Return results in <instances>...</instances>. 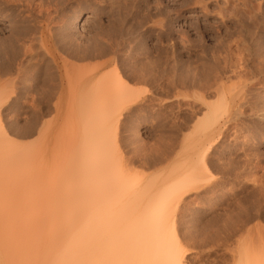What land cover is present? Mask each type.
I'll use <instances>...</instances> for the list:
<instances>
[{
	"label": "rangeland",
	"instance_id": "1",
	"mask_svg": "<svg viewBox=\"0 0 264 264\" xmlns=\"http://www.w3.org/2000/svg\"><path fill=\"white\" fill-rule=\"evenodd\" d=\"M25 1L21 3V0H0V41L9 42L13 49H19L15 39L24 37L20 42H24V45L27 46L28 42L25 39L31 35L39 37L41 30L45 29L44 34L51 33L58 45L50 47L51 53L48 55L42 48L36 49L35 47L38 43L39 46L40 42L36 43L32 49L34 53L30 52L32 55H21L25 61L24 64H26L24 65L25 73L24 71L18 73L15 70L10 72L13 75H3L5 77H1L0 80V88L6 89L12 97V99L10 97L11 100L9 99V104L1 109V123L4 131L2 130L3 135L0 136L2 137L0 139V264H39L41 262V253L47 249L37 244H40L39 238L41 239L42 234L51 230L47 228L39 230L40 227L33 228L35 230L30 228L35 231V234L34 232L30 233V230L27 233L28 230H24L26 227H23L24 229L21 227L24 221L30 220L35 224L38 221L42 222V219L58 210L62 203L63 196L57 195L52 188L55 183H59L61 173L65 170L63 167H66L68 162L70 167L77 161V146L81 139L79 136L80 133H82L81 135L85 133L82 131H84L83 125L88 114L86 107L91 102L88 101V98L92 94H89L96 91L102 99L105 96L102 89L97 88L98 84L96 83H99V75L108 74L107 72L110 74L111 71L114 73L113 70H116L121 78H125V81L130 83L136 95V98L133 99V94L130 93L131 104L128 105L130 100H127L124 104L119 103L118 109L114 107L116 115L114 114L115 117L109 121L111 124L116 117L119 118L118 129L112 134L115 133L113 135L117 136L118 145L121 144L119 148L122 157L126 158L123 159L124 163L130 165H125L126 169L131 173L134 172L136 178H141L142 182L164 179L173 170L175 172L181 170L180 166L195 156L186 139L190 135L192 137L193 132L196 131V124L198 125V121L202 120V115L207 109L205 102H212L214 97L216 100L213 90H202V65L205 62L208 66L216 55L223 58L227 54L226 45L235 43L237 17L231 4L241 2V4H247L248 7L251 4L255 8H259L258 10L260 13L263 12L261 15L264 17V0H230L229 3L227 0H106L109 2L108 4L105 3V0H103L104 2L102 0H63L66 4L61 0L62 3H50L53 7L48 3L43 4L41 0ZM59 4H61V8ZM43 6L45 9L51 8V10L46 9V13H43L42 10H45ZM40 7H42L41 10ZM242 7L244 6L239 5L236 9L241 10ZM37 10L41 11H39L40 19L37 16ZM57 10L59 12L55 13ZM48 11L50 14L52 13V16L46 20L50 15ZM32 13L36 16L34 20ZM30 14L29 20L28 15ZM117 20L118 22H116ZM54 22L56 23L54 24ZM139 23L140 25H138ZM29 25H35L31 29L36 30L30 33L29 37L25 33H19L27 27L29 28ZM124 28L128 31L126 32ZM47 29H49L48 32ZM51 29L56 32H50ZM59 29L62 37L58 32ZM37 31L39 32L37 33ZM117 32H120V35ZM8 37L11 41H6ZM64 38H66V42ZM67 39L72 40L74 46ZM35 41H39V38ZM81 42L86 43L85 45L91 49L88 47L89 50L85 45V47H81ZM60 43L67 46H60ZM14 44L18 47H14ZM68 46L69 49L66 48ZM98 47L99 50H96ZM106 47L108 48L106 49ZM9 49L11 51V47ZM68 51L70 54L71 51L74 53L70 55ZM87 51H92L90 57H94L93 59L89 56L90 59L84 58ZM99 51L100 53H98ZM96 54L100 56L97 57ZM32 56H36L33 59L34 62ZM221 58L219 57V59ZM27 60L31 62L29 63ZM141 63H145V66ZM167 66L169 68L171 66V68L168 69ZM48 67L49 75L46 74ZM87 67L88 70H92V67L97 69L89 73L90 70L87 71ZM77 68L78 71L84 72L81 74L82 77L77 74ZM144 68L150 69L151 73ZM164 69L168 72L165 73ZM15 73L18 74L17 77ZM197 73H201L198 75L201 76V79L196 77ZM148 74H151L152 77ZM185 74H189L188 78ZM97 78L98 81H96ZM8 80L12 83L10 84ZM5 81L8 82V85ZM194 81L197 83L199 81L200 87ZM230 83L228 82V84ZM12 85L13 87H11ZM103 85L101 84V86ZM29 87L35 89L33 88L31 91L28 89ZM46 94H49V98ZM127 99H129L128 95ZM39 101L44 104L41 105ZM81 105H84L83 108ZM85 105L87 106L85 107ZM120 105H122V109H120ZM93 117L95 118V116ZM249 118L251 117L243 119V129L238 134L235 135L232 130H229L228 135L224 132L214 142L217 143L216 148H219L214 150L215 154L212 153L213 157L209 158V170L205 172V178L200 182V188L182 196L179 203H175L178 205H173L169 209L173 212L172 214L169 211L171 213L169 216L176 223V234L184 255V264H236L239 252L264 253V120ZM106 125L101 126L99 130L98 127L96 129L103 133L106 130ZM232 125L234 124L232 123L230 127ZM195 135L193 134V141L198 136H202V134H198L194 137ZM108 136L112 140L114 139L111 134H107V138ZM111 139L103 140L108 143V140ZM187 148L191 149L190 152L186 151ZM112 149L113 147H111ZM15 156H20L19 159L22 158L23 161L19 159L17 162L14 161L17 160ZM229 156H233L230 158L231 160ZM148 157L150 158L148 159ZM128 158L132 162L128 163ZM27 159H30L31 162ZM246 162H249V166ZM43 168L47 170L45 171ZM25 172L27 174L30 172V176ZM34 172L39 173L37 175ZM173 173L169 180L173 178ZM39 174H41L40 177ZM34 176L37 179H34ZM26 177L31 181L27 182ZM30 182H35V185L32 186V183L29 186ZM42 185H47L45 186L47 189L41 188ZM36 194L39 198H35ZM82 204L83 202H71L72 211H77ZM17 223L18 225H16ZM19 225L20 227H16ZM59 226V223L53 225L55 228ZM40 233L41 235H39ZM30 243H36L33 244L36 249Z\"/></svg>",
	"mask_w": 264,
	"mask_h": 264
},
{
	"label": "bare ground",
	"instance_id": "2",
	"mask_svg": "<svg viewBox=\"0 0 264 264\" xmlns=\"http://www.w3.org/2000/svg\"><path fill=\"white\" fill-rule=\"evenodd\" d=\"M24 1L25 0H23V1L21 0V3ZM41 1L43 4H45V3L58 4L59 2L62 3L61 0H41ZM41 1H39V2H41ZM33 2H35V1H33ZM106 2L107 1L105 0V3ZM227 2L229 3L230 0H227ZM15 3H17V2H15ZM64 3L66 4V2H64ZM108 3L109 2H107V4ZM43 4H41V5H43ZM55 4H53V5H55ZM231 5H232V8L234 10L235 16L237 17L236 31H235L236 39H234L235 43L226 45L225 48H226L227 54L223 58H221L222 56H219L221 58V59H219V57H217V55H216V57L214 59L212 58L213 59L212 63H210L208 66L206 65L205 62L204 63L202 62L204 64V65H202V72H201L202 73V75H201L202 76V90H213L216 94V100L214 97V100L211 99V100H213L212 102L211 101H208V103L205 102L207 109L202 115V120L198 121L199 124L198 125L196 124V126H195L196 131H194L193 134L194 135L196 134V135L194 137H196L198 134H202V136H198L193 141L192 140L193 134H192V137H190L191 136L190 135L186 139V141H188L189 144L191 145L190 148L192 149V153L195 156H192L188 161H185L186 163L184 162L185 164H182L183 166L179 165L181 167L180 168L181 170H179L178 172H175L173 170L174 173H173V171L171 173H173L174 176L171 180H169V177L171 178V173H169V175L167 177H164V179H161V180H159V179L158 180H156V179L150 180L149 179L150 181H148V182H142L141 178L138 177V173H137L138 178H136V175L133 174L134 173L133 171H132L133 173H131L126 169V167H125L126 164L124 163L125 161H123V159L125 160L126 158H123L124 156L122 157V152L120 151V148H119L121 146V144H119L120 146L118 145L119 140L116 138L117 136L113 135L115 133L112 134V132H116V130L118 129L117 127L119 124L118 123L119 118L116 117L115 121H113V123L111 122V124L109 121H112L111 119H113V117H115L114 116V114H115L114 113L115 112L114 107H116L118 109L119 103L124 104L127 100L129 101L130 100V96H129L130 93L133 94V99L136 98V95L134 94V89L131 88L130 83L126 82L125 78H121L120 74H118L116 70H113L114 73H112V71H111L110 74H109V72H107L108 74L102 73V75H99L100 76L99 83H96V84H98L97 85L98 87L97 86L96 87L99 89L100 88L102 89L103 93H105V96H103V97L106 100L104 98L102 99L101 95L99 93H97L96 91H93L95 93V95L92 92L89 94V95L92 94L90 96V98H88V101H91L90 102L91 105L90 104H89V106L85 105V107L87 106L86 109H88V114H87V117L85 118L86 119L85 120L86 126H85V124L83 125L84 131H82L85 133L83 135H81L82 133H80V136H79V137H81V139H79L80 141L78 142V146H77V152H78L77 161L73 165H71L70 167H69V165H70L69 162H68V164L65 165L66 167H63V169H65L66 171L64 170L61 173L59 183L56 184L54 182L55 186L52 188V190H55L57 195L63 196L62 203H60L58 210L53 211L52 214H50V215L48 214L49 216L45 217L44 218L45 220L42 219L43 220L42 222L38 221L39 223L36 222V224H35V222H32L30 220L24 221V223L22 224V227H21L22 229H24L26 227V229H24V230H28V231H26L27 233H29V230H30V233L31 232L35 233V231H32V230H35L33 228H36V227H38V228L40 227L39 230L40 229L42 230V228L43 229L47 228V229L51 230L50 232H48L46 234L43 233L41 239L39 238V240H41V242H39L40 244H37V245H39V246L41 245L40 247L47 249L45 252L41 253L42 259H41V262H39V264H184V260H183L184 255H183V252L181 250V246H180V242L178 240V236L176 234V223L170 219V216H169L170 212L169 211H171L172 214H173V212H172V210H169V209L173 205H175V206L178 205L175 203H177L182 196L188 194L189 192H192L193 190H197L200 188V182L202 180L204 181L205 172L209 170V168H208L209 158H210L211 154L213 153V151L216 150L217 148H219V147L216 148L217 143L215 144L214 142L224 132L227 133L229 130H232L233 133H235V135L238 134L240 132V130L243 129V119L245 120V118H248V117L255 118V119L258 118V120L259 119L264 120V17H262V15H261V13H263V12L260 13V11L258 10L259 8H255L251 4L249 7L245 3L241 4V2L240 3H233ZM233 5H234V7H233ZM239 5L244 6V7H242L241 10H238V9H236V7ZM25 6H26V1H25ZM34 6H35V3H34ZM36 6H37V3H36ZM44 6H43V8H44ZM55 6H57V5H55ZM59 6L61 8V4H59ZM105 6H106V4H105ZM41 8L42 7H40L39 9L41 10ZM34 9H35V7H34ZM36 9H38V8L36 7ZM46 9H48V8H46ZM46 9L42 10V11H44L43 13H46V11H47ZM135 9H136V7H135ZM48 10H51V8ZM54 10H56V9H54ZM29 11H30V9H29ZM39 11H38V15H37L38 18L41 16V13H39ZM59 11H60V9H59ZM59 11L57 10L56 12L55 11L54 12L57 13ZM49 12L50 11H48V13ZM52 12H53V10H52ZM33 13H32V15H33ZM55 13H53V14H55ZM49 14H45V15L48 16ZM51 14L48 16V18L46 20L50 19V17L52 16ZM28 16H29V20H30L31 14ZM55 17H56V14H55ZM43 18H44V16H43ZM43 18H42V20H43ZM34 19H36V16H34L33 20ZM46 22H45V24H46ZM116 22H118V20ZM122 22L123 21L121 20V23ZM55 23L56 22H54V24ZM140 23L142 24V22H140ZM140 23L138 25H140ZM50 24H52V23H50ZM30 25H32V24H30ZM35 25H36V28H38L37 24H35ZM35 25L30 26L29 28L27 27L24 31H21L19 33L20 34L25 33L29 37L30 33H33L36 31V30L33 31V29H31L32 27H35ZM118 25H120V24H118ZM117 26H116V28H119V27L122 28L121 25L119 27H117ZM38 29L40 30V28H38ZM49 29H47V32L49 31ZM51 30L52 31H50V32L55 31L53 29H51ZM124 30H126V29L124 28ZM44 31H46V30L45 29L41 30V34L39 35V37H36V36L32 37V35H31V37L27 38L25 36L27 38L25 40L28 43H30L28 45V43H26V41L24 40L25 43L27 44V46L24 45V42H22V43L20 42L21 39H24V37L22 36L23 34L21 35V37H23L21 39L17 38L18 35H17V37L14 36L17 38V39H15V38L14 39L16 40V43H17L16 45L19 46V49H17V48L13 49L12 46L9 44V42L5 43L4 40L0 41V80H1V77H5L3 75H6V74L7 75L8 74L13 75V74H10V72L15 71V70H17L15 72H18V73H23V71L25 73L24 65H26V64H24L25 61L22 59V57L24 55L27 56L28 54L30 55L31 53H34V51L32 49H33L34 45L36 46V43L40 42V45H41V47H40V45L38 46V44H39L38 43L37 44L38 48L35 47L36 49L42 48L44 50V52L48 55L51 53L50 47L52 48L54 45L57 44V42L55 41V37H53V35L51 33L50 34H44ZM59 31H60V29L58 30V32ZM127 31L128 30H126V32ZM38 32L39 31H37V33ZM61 32H64V31H61ZM59 34H60V32H59ZM55 35L57 36L58 34H55ZM60 36H61V34H60ZM66 37L68 38V36H66ZM37 38H39V41L36 42L35 40ZM8 39H6V41H11L10 37H8ZM56 39H57V37H56ZM59 39L57 40L58 42H59ZM64 39H65L64 41L66 42V38H64ZM68 41L71 45L74 44V43L72 44V40H68ZM65 42H63V43H65ZM12 43H14V42H12ZM18 43H20V44H18ZM65 44H67V43H65ZM81 44H82L81 47L87 46V45H85L86 43L84 44L81 42ZM91 44H92V42H91ZM61 45L62 44L60 43V46ZM75 45H77L76 42H75ZM13 46L18 47V46H15V44ZM64 46H67V45H64ZM95 46H98V45L95 44ZM10 47H11V51L9 49ZM88 47L89 46H87V48ZM99 47L96 50H99ZM108 47L111 48V46H108ZM108 47H106V49ZM66 48L69 49V46ZM89 48L91 49V47H89ZM101 48H103V47H101ZM116 48H115V50H116ZM73 49H71V50H73ZM65 51H66V49H65ZM65 51H63V52H65ZM75 51H76V49L74 50V52ZM100 51L98 53H100ZM35 52H37V51H35ZM74 52L71 51V54H70L68 51V53L70 55H72ZM39 53H41V52H39ZM79 53H81V52H79ZM76 54L78 55V52ZM91 54H92V51L85 52L84 58L88 57V56L90 57ZM105 54H103V55H105ZM21 55H23V56H21ZM93 55H95V54L93 53ZM96 55H97V57L100 55L102 56V52L100 55H98V54H96ZM211 56H214V55H211ZM34 57H36V56H34ZM34 57L33 56L31 57L32 61H33ZM40 57H42V56H40ZM81 57L83 58V55ZM75 58L78 59V57H75ZM90 58H92V57H90ZM85 59H87V58H85ZM202 59H203V55H202ZM28 60H30V59H28ZM82 60H84V59H82ZM50 62H51V60H50ZM57 63H58V61H57ZM37 64H39V63H37ZM109 64H111V63H109ZM112 64H113V62H112ZM27 65H28V63H27ZM142 65L145 66V63ZM30 66H32V65H30ZM47 66H48V64H47ZM49 67L51 69V66H49ZM49 67L47 68V70L49 69ZM167 67H168V69L171 68V66H170V68H169V66H167ZM147 68H149V67H147ZM94 69H95V67H92V70L89 69L90 70L89 71L88 67H87V71H89V73H92L97 68L95 70ZM26 70H28V69H26ZM141 70H142V67H141ZM145 70H147V69H145ZM149 70H147V71L149 72ZM49 71L50 70H48L46 74H48ZM79 71L77 68V71H76L77 74L80 75V77H82L81 74L82 73L84 74V72L80 71V74H79L78 73ZM164 71H165V69H164ZM166 71L168 72V70H166ZM166 71H165V73H166ZM144 72L147 74L146 71H144ZM144 72H142V73H144ZM149 73H151V72H149ZM200 74L197 73L196 77L200 78L201 76L200 77L198 76ZM15 75L17 77L18 74L15 73ZM143 75H145V74H143ZM148 75L150 77H152L151 74H148ZM188 75L185 74L186 78H188L187 77ZM44 76H46V75H44ZM25 77H23V78H25ZM144 78H145V76H144ZM167 78L169 80V77H167ZM181 78H183V76H181ZM189 79H190V77H189ZM184 80H186V79H184ZM184 80H183V82H185ZM22 81H23V79H22ZM96 81H98V78L96 79ZM5 82H7V81H5ZM183 82H180V83H183ZM194 82H196V84L199 83V81H198V83H197V81H194ZM228 82L229 83L231 82V83L228 84ZM11 83L12 82H10V84ZM3 84H4V80H3ZM101 84L102 85L104 84L103 85L104 87L101 86ZM7 85H8V82H7ZM16 85H17V83H16ZM181 85H183V84H181ZM11 87H13V85ZM14 87H15V83H14ZM199 87H200V85H199ZM33 88L34 87H32V88L29 87L28 89H31V91H32ZM52 89L54 90L55 87ZM37 90H39V89H37ZM57 90H55V91H57ZM87 90L89 91V89H87ZM42 91H43V89H42ZM13 92H14V90H13ZM29 92H30V90H29ZM15 93L14 94L12 93V94L15 95ZM206 93H207V91H206ZM42 95H43V93H42ZM127 95L129 97V99H127ZM44 96H45V94H44ZM96 96L98 98H101V99L94 100L93 98H97ZM10 97H11V95H10V93H8V91L6 89L0 88V131H1L0 136L3 135L2 132L4 131L3 126H2L3 124L1 123V112H2L1 109L6 107L7 104H9ZM209 97H210V95H209ZM47 98H49V96ZM211 98H213V97L211 96ZM11 99H12V97H11ZM202 99H204V96H202ZM122 100H124V101H122ZM96 101H97V103H96ZM130 101L128 102V105L132 103V100H130ZM205 101H206V99H205ZM14 102H16V101H14ZM41 102H42V100H41ZM39 103H40V101H39ZM80 103L83 104L82 102H80ZM87 103H89V102H87ZM111 103H115V104L113 105ZM12 104H13V102H12ZM42 104H44V103H42ZM101 104H103V105H101ZM92 105H94V106H92ZM117 105H118V107H117ZM125 105H127V104H125ZM22 106H25V105H22ZM83 106H82V108H83ZM98 107H99V109H98ZM103 107L105 108L106 111L104 110ZM123 108H124V106H123ZM117 109H116V111H117ZM120 109H122V105H120ZM92 111H94V112H92ZM96 111H98V112H96ZM100 111H103V112H100ZM89 112L92 116L91 115L89 116ZM112 112H113V114H112ZM120 113H122V112H120ZM93 116H95V118ZM96 116H97V118H96ZM106 117H107V119H106ZM251 118H249V119H251ZM105 119H106V121H104ZM106 122L109 124H107ZM104 123H106L107 125ZM232 123L234 125H232L233 127L232 126L230 127V125ZM113 124H115V125H113ZM105 125H106L105 129L107 130V128H108V130L106 131V130H104V128H102L104 130L103 133L98 132L99 128L101 126L104 127ZM108 125H110V126H108ZM96 127H98V130L96 129ZM174 127H176V126H174ZM257 128H258V126H257ZM85 129H86V131H85ZM95 129H96V131H95ZM111 130H113V131H111ZM107 134H111L114 137V139L112 140L109 136L107 138ZM227 135H228V133H227ZM102 137H103V139H111V140H108V143H107L102 139ZM1 138L2 137H0V139ZM5 139H6V137H5ZM6 140H8V139H6ZM6 140H5V142H6ZM184 141H185V139H184ZM132 142H130V143H132ZM111 147H113L112 150H111ZM191 149L188 150V148H187L186 151L188 150L187 152H190ZM149 152H150V150H149ZM213 154H215V153H213ZM230 156H229V159L233 157V156L232 157H230ZM12 157H10V158H12ZM15 157H17V156H15ZM19 157L20 156H18L17 160H14V161L17 162ZM211 157H213V156H211ZM149 158L150 157H148V159ZM164 158H165V155H164ZM217 158H218V156H217ZM21 160H22V158H21ZM127 160L126 161L128 163L131 161V159L129 160V158ZM162 160H161V162H162ZM134 161H136V160H134ZM146 161H147V159H146ZM30 162H31V160H30ZM156 162H158V161H156ZM233 162H236V161H233ZM246 163H244V164H246ZM248 163H247V165L249 166ZM155 164H157V163H155ZM228 164H230V163H228ZM126 166H130V165L128 164ZM179 166H177V167H179ZM31 167H32V165H31ZM248 168H250V167H248ZM128 169L131 170L130 168H128ZM31 170H33V169H31ZM42 170H41V172L44 173L47 169L45 168L44 169L45 171H42ZM242 172H243V170H242ZM36 173L37 172H34V174H36ZM38 173H37V175H38ZM29 174H30V172L27 175H29ZM40 175L41 174H39V177H40ZM165 178H166V180L167 179L168 180L166 181ZM34 179H37V178L35 177ZM34 179H33V181H35ZM26 180H27V182L31 181V180H28V178ZM35 182L34 183L30 182V184H28V185L30 186L33 183L32 186H34ZM37 185H39V184H37ZM42 186H41V188H45V186H47V185H45L43 187ZM214 186H215V183H214ZM24 189H26V188L24 187ZM35 189L36 188L34 187V190ZM38 189H40V188H38ZM45 189H47V188H45ZM37 195L38 194H36L35 198H39V196L37 197ZM181 201H183V200H181ZM71 202H74V203L83 202V204L80 205L78 207L77 211L74 212V211H72L73 206L70 205ZM171 213H170V215H171ZM67 217H69V218H67ZM63 218H65V220H63ZM55 223H57V224L59 223L60 226L56 227V228L53 227V225ZM16 225H18V223ZM30 225H31V227H28ZM14 227H15V225H14ZM16 227H20V225L16 226ZM27 228H29V229H27ZM30 228H32V230ZM36 231L38 232V229H36ZM39 235H41V233ZM31 238L33 239V237H31ZM30 244H32L31 246H33V244H36V243H30ZM34 248L36 249V247H34ZM31 249H32V247H31ZM31 256H32V254H31ZM236 264H264V253H261V252L252 253V251H251V253H249L248 251L247 252H244V251L239 252L237 259H236Z\"/></svg>",
	"mask_w": 264,
	"mask_h": 264
}]
</instances>
